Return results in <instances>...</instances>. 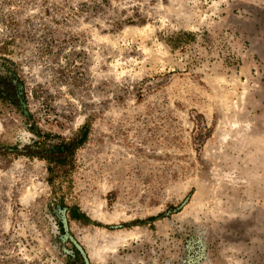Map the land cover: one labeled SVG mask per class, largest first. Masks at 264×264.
Wrapping results in <instances>:
<instances>
[{
    "label": "rangeland",
    "instance_id": "1",
    "mask_svg": "<svg viewBox=\"0 0 264 264\" xmlns=\"http://www.w3.org/2000/svg\"><path fill=\"white\" fill-rule=\"evenodd\" d=\"M0 75V264H264V0H0Z\"/></svg>",
    "mask_w": 264,
    "mask_h": 264
},
{
    "label": "trees",
    "instance_id": "2",
    "mask_svg": "<svg viewBox=\"0 0 264 264\" xmlns=\"http://www.w3.org/2000/svg\"><path fill=\"white\" fill-rule=\"evenodd\" d=\"M0 79H4V80H7V81H10V82L8 83V85H1V86H0V99L5 100V101L13 100V97H12V95L10 94V90H14V89H16V95H17L18 97L20 96V94H19V92H20L19 88L16 87L15 85H13V83H12V81L9 79V77H7V76L3 77L2 75H0ZM8 87H9V88H8ZM17 88H18V89H17ZM86 136H87V134H86V132H84V133L81 135V137H80V139H79L78 142H79V143H83V142L85 141V139H86ZM75 210H76V211H74V212L72 213V216H73L74 219H76V220H80V219L83 218V216H85L84 213L79 212L78 209H75ZM153 218H154V217H153ZM75 254H76V255H77V254H78V255H81L80 250H79V249H76Z\"/></svg>",
    "mask_w": 264,
    "mask_h": 264
}]
</instances>
